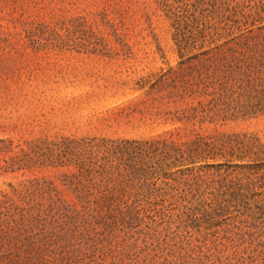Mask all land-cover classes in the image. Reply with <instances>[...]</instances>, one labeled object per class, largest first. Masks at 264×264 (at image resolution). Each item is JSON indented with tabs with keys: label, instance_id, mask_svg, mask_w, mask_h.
Masks as SVG:
<instances>
[{
	"label": "rangeland",
	"instance_id": "1",
	"mask_svg": "<svg viewBox=\"0 0 264 264\" xmlns=\"http://www.w3.org/2000/svg\"><path fill=\"white\" fill-rule=\"evenodd\" d=\"M167 4L180 44L158 0H0V252L15 264H264V220L227 167L264 160V0ZM227 41L250 44L249 76L222 77ZM53 202L79 216H47Z\"/></svg>",
	"mask_w": 264,
	"mask_h": 264
},
{
	"label": "trees",
	"instance_id": "2",
	"mask_svg": "<svg viewBox=\"0 0 264 264\" xmlns=\"http://www.w3.org/2000/svg\"><path fill=\"white\" fill-rule=\"evenodd\" d=\"M159 5L163 8L165 15L172 20L173 27L176 30L175 39L177 43H181V36H179L178 32V21L176 17L168 7L167 0H158ZM233 43L232 41L224 42L221 46L226 47L224 54L218 58L217 69L221 72L223 78H234L237 79L241 75L249 76V73L252 69V56H247V51H253L250 48V44L246 41L234 43L239 47L230 46ZM261 113L264 114V105L260 106ZM78 149V148H77ZM93 150L92 147L85 150V152L77 153L76 159L79 162L81 168H83L85 162L87 160L88 163L92 164V156ZM238 162L242 163H234L228 164L227 167L233 165L236 169L240 170L242 174L244 173V183L239 184L236 188V192L234 193V198L238 202V205H242L249 210L254 208L252 211L254 213V219L264 220V160H259L258 158L248 160V162L243 161V157L236 159ZM223 163H220L221 165ZM86 175L90 174V168H86L84 170ZM85 203L83 208L86 206L87 209L90 208V205ZM39 206H43L38 204ZM103 208V205L97 206L95 210L99 211ZM47 216L50 215L51 218H56L65 216L69 220L76 219L75 217L79 216V212L75 210L74 206L70 203L65 205H59L55 202L47 205L46 207ZM94 210V209H93ZM131 212L136 213L139 209L131 208ZM35 217H40V213H37ZM149 251H154L153 256L159 257L158 251L156 252L155 247L149 249ZM11 255V254H10ZM16 261L14 259H8V254L0 252V264H15Z\"/></svg>",
	"mask_w": 264,
	"mask_h": 264
}]
</instances>
